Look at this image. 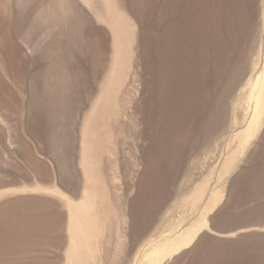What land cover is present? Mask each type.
Here are the masks:
<instances>
[{
  "label": "rangeland",
  "instance_id": "obj_1",
  "mask_svg": "<svg viewBox=\"0 0 264 264\" xmlns=\"http://www.w3.org/2000/svg\"><path fill=\"white\" fill-rule=\"evenodd\" d=\"M158 1L0 0V210L30 208L12 216L37 225L14 234L0 264H205L203 246L223 248L209 264L264 257V110L242 132L264 0L247 2L240 19L248 54L236 63L247 71L227 94L220 127L191 148L187 125L152 190L143 185L151 81L143 53ZM142 194L147 210L134 225Z\"/></svg>",
  "mask_w": 264,
  "mask_h": 264
},
{
  "label": "bare ground",
  "instance_id": "obj_2",
  "mask_svg": "<svg viewBox=\"0 0 264 264\" xmlns=\"http://www.w3.org/2000/svg\"><path fill=\"white\" fill-rule=\"evenodd\" d=\"M153 1L156 4L157 0ZM250 1L162 0L155 5L154 18L149 24L151 40L146 42L148 50L143 53L145 69L151 75V81L148 82L150 92L145 100L149 104L144 114L147 129L142 130L143 136L149 141L148 153L144 155L147 165L143 185L146 188L154 190L162 185V170L182 140V132L187 125L189 130L182 141H188L187 147L191 148H194L200 137L220 127L222 115L226 112L227 94L233 92L247 71V64L240 65V61L236 63V57L248 54L247 49L239 42L247 31L244 30L246 26L244 29L240 27V19L248 14L247 2ZM262 48L259 69L248 81L246 98L250 111L242 130L244 133L251 132L258 125L264 110V37ZM227 50L232 52L230 60L223 56ZM259 53L260 51L255 61L252 60L251 69L257 66ZM190 133H193V141L188 136ZM139 201L141 203L138 208L137 196V211L131 212L134 225L136 217L147 210L145 194H142ZM6 207L0 210L1 253L15 249L18 238L14 234L18 235V232L37 226L26 224L25 219L20 221L15 215L12 216L13 213L23 216L30 208L23 211L14 209L12 204ZM198 229L186 233L180 241H173L174 248L186 246ZM202 248L204 252L201 261L205 264H209L212 257L218 259L221 256L218 251L223 249L216 250L213 254L208 246ZM159 250L160 247H154L151 253L159 255ZM248 263L264 264V257L259 255Z\"/></svg>",
  "mask_w": 264,
  "mask_h": 264
},
{
  "label": "water",
  "instance_id": "obj_3",
  "mask_svg": "<svg viewBox=\"0 0 264 264\" xmlns=\"http://www.w3.org/2000/svg\"><path fill=\"white\" fill-rule=\"evenodd\" d=\"M254 225H248V226H246V227H241V228H245V229H250V228H252ZM237 231V230H236Z\"/></svg>",
  "mask_w": 264,
  "mask_h": 264
}]
</instances>
